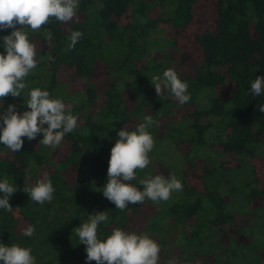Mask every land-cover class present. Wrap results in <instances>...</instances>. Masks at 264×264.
<instances>
[{"label":"trees","instance_id":"16d2710c","mask_svg":"<svg viewBox=\"0 0 264 264\" xmlns=\"http://www.w3.org/2000/svg\"><path fill=\"white\" fill-rule=\"evenodd\" d=\"M197 2L80 0L72 21L53 19L51 25L31 33L32 41L39 38L44 45L38 66L26 78L29 88L39 87L52 98H62L56 90L66 82H59L56 75L61 70L72 73L82 89L77 91V103L66 104L78 115L79 126L64 137L59 156L43 144L35 147L27 138L20 152L0 144V179L7 176L18 187L9 198L14 211L0 209V243L30 247L36 264H96L86 260V246L79 243L75 228L99 211H108L109 216L98 227L101 239L121 228L146 232L162 245L161 237L170 228L185 242L181 246H191L195 254L222 250L223 243L214 237L241 219L247 223L236 226L238 231L245 230L252 240L264 235V181L252 164L264 145V112L259 111L264 93H249L251 81L264 76V0H215L214 28L195 32L193 58L184 70L173 68L189 84V102L179 104L168 91L159 97L150 81L162 76L172 59L166 47L174 46V39L163 41L159 32L185 29ZM48 29L53 33L50 47L44 40ZM75 30L83 32V38L74 50H67ZM11 31L0 30V38ZM0 53L6 54L2 39ZM219 87L227 89L226 95L219 93ZM23 100L6 97L0 114L9 104L21 113L28 110ZM145 115L159 125L149 129L156 141L149 154L152 163L138 170L131 183L141 187L139 180L147 176L175 174L183 191L173 193L167 202L146 200L122 212L102 193L110 152L119 138L117 131L134 130ZM45 174L56 191L50 203L40 205L23 188L34 186ZM189 175L194 181L187 180ZM145 207L152 211L140 229L136 223ZM30 225L35 235L27 237L23 229ZM252 240L234 241L232 255L243 263H264L260 249L255 250L253 261L245 259Z\"/></svg>","mask_w":264,"mask_h":264},{"label":"clouds","instance_id":"9594fccd","mask_svg":"<svg viewBox=\"0 0 264 264\" xmlns=\"http://www.w3.org/2000/svg\"><path fill=\"white\" fill-rule=\"evenodd\" d=\"M79 6L80 0H0V30L12 29L9 35L0 38L6 53H0V109L3 108V100L9 96L23 97L28 109L21 113L15 104H9L0 114V144L12 152H20L24 138L31 141L39 134L43 135L39 144L59 147L64 137L79 126L78 115L73 114L71 104H66L62 98H52L47 90L29 88L26 82L39 63L37 44L32 41L31 33L51 25L53 19L61 23L72 21ZM83 35L79 30L71 31L67 50H74ZM44 40L50 47L53 42L50 29L45 32ZM48 59L51 61L54 57L49 56ZM150 81L159 97L168 91L181 105L191 100L189 84L173 68L166 69L162 76H153ZM249 93L253 96L264 93V76L251 81ZM259 111L264 112V104L259 105ZM153 126L159 127L157 121L151 115H145L143 122L134 130L124 127L117 131L119 138L111 148L107 183L102 193L122 212L130 204L142 205L146 200L157 204L167 202L173 193L183 191V183L175 174L147 176L139 180L141 187L131 183L137 179L138 170L142 171L152 163L149 154L156 141L149 129ZM31 167H36L35 162ZM17 190L13 179L7 176L0 179V209L14 211L9 198ZM23 191L32 201L43 205L54 199L56 189L45 174L34 186H24ZM108 220V211H99L89 215L87 222L75 228L79 243L86 246L87 261H95L96 264H160L162 246L146 232L114 228L106 239H101L98 227ZM23 235L34 236L35 227H26ZM0 262L36 264V259L30 247L0 243Z\"/></svg>","mask_w":264,"mask_h":264},{"label":"rangeland","instance_id":"374dc122","mask_svg":"<svg viewBox=\"0 0 264 264\" xmlns=\"http://www.w3.org/2000/svg\"><path fill=\"white\" fill-rule=\"evenodd\" d=\"M159 11L162 12L161 9H159ZM215 12V0H198L193 14V20L185 29L178 33H172L168 31L165 33L159 32L158 36L161 37V40L163 41H167L168 37L170 36L174 39V46L166 47L168 53L172 57L169 62L170 68L184 70L188 66V62L194 56L192 53L193 34L198 31L213 29L215 25ZM33 42L37 44V51L40 53L41 48L44 45L43 42L39 40V38H35ZM56 79L59 82H66L65 84H61L60 88L56 90V93L60 97L65 98L63 99L65 103L69 100L77 103L79 101V93H77V91L82 89L80 81L74 80L72 78V73L64 70H61L59 73H57ZM218 91L222 95H226L227 93V89L225 87H219ZM178 113H180V110H178ZM42 138L43 135L39 134L35 139L31 140V142L35 147H38L39 141ZM50 149L52 150L53 154L57 156L63 154V148L60 146L50 147ZM225 159L228 160L230 164L234 162L232 157H225ZM252 164L254 165L257 177L261 181H264V145L261 147V154L258 157L252 159ZM188 170L189 169L186 168V172ZM187 180L194 181V178L189 175ZM151 211V207H145V209L139 214V221L136 224L139 225L140 229H142L145 225L147 213ZM161 222H163V220H161ZM246 223V219H241L236 223V226L243 227V225ZM236 226L223 229L217 236L214 237L215 240L222 242L224 246L222 250H217V248L213 249V253L209 255L204 252L195 254L194 248H191V246H181V243L184 244L185 242L177 238V236L174 234L175 230L167 228L168 234L165 233L161 237L165 239V242H163L161 245L162 251L160 253V264H252V262L243 263V259L238 257L235 258L231 253V244H233L234 241H240L241 243L246 244L252 240L250 237H248V235L245 234V230L238 231ZM177 229H179V227H177ZM133 230H136L135 227ZM169 232L171 233L169 234ZM232 239H234V241ZM250 247L252 248L250 253H244L245 259L253 261L256 258L255 250L257 251V249H260L261 251H259V253L263 254L264 235L260 234L254 237ZM238 253L240 252L238 251ZM261 262L258 264H264Z\"/></svg>","mask_w":264,"mask_h":264}]
</instances>
